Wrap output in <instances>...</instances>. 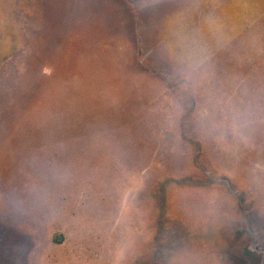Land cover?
<instances>
[{
    "label": "rangeland",
    "instance_id": "rangeland-1",
    "mask_svg": "<svg viewBox=\"0 0 264 264\" xmlns=\"http://www.w3.org/2000/svg\"><path fill=\"white\" fill-rule=\"evenodd\" d=\"M264 0H0V264H262Z\"/></svg>",
    "mask_w": 264,
    "mask_h": 264
},
{
    "label": "water",
    "instance_id": "water-1",
    "mask_svg": "<svg viewBox=\"0 0 264 264\" xmlns=\"http://www.w3.org/2000/svg\"><path fill=\"white\" fill-rule=\"evenodd\" d=\"M253 249L257 252H263L264 253V248L262 246H256V247H253ZM262 264H264V257L262 260Z\"/></svg>",
    "mask_w": 264,
    "mask_h": 264
}]
</instances>
